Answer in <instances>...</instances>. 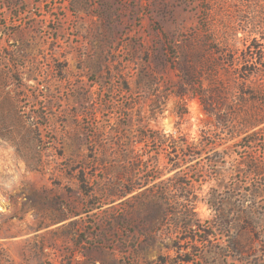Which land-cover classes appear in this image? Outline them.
Here are the masks:
<instances>
[{
	"label": "rangeland",
	"instance_id": "obj_1",
	"mask_svg": "<svg viewBox=\"0 0 264 264\" xmlns=\"http://www.w3.org/2000/svg\"><path fill=\"white\" fill-rule=\"evenodd\" d=\"M216 37L264 46V0H0V264H264V123L180 73Z\"/></svg>",
	"mask_w": 264,
	"mask_h": 264
},
{
	"label": "trees",
	"instance_id": "obj_2",
	"mask_svg": "<svg viewBox=\"0 0 264 264\" xmlns=\"http://www.w3.org/2000/svg\"><path fill=\"white\" fill-rule=\"evenodd\" d=\"M213 40L218 42L216 50L224 60V67L220 68L221 71H219L216 63L212 60L214 53L213 50L209 48L207 55L200 52L195 53L202 54L203 59H198L195 54H193L192 60L189 56H183L181 59L182 64L180 65V73L184 74L186 80L191 83L197 76H200L199 73H201V70L206 68L209 73L207 79L209 81V87L202 88L201 97L204 102L210 103L209 110L211 112H216L215 114H217L218 119L221 121L223 115L226 114L218 111L217 106L219 104L217 102L222 101L225 104V101L231 94L234 96L232 107L237 106L235 112L239 115V119H241V123L244 126L243 128L247 130L254 129L264 123L263 43H261L259 39L253 38L245 49H238L232 45L228 38L223 37L219 40L216 37V39ZM200 43H204V41H200ZM205 43L208 44V40H206ZM199 64L201 66L200 69H198ZM253 103L261 105L253 110ZM252 134H257V131L254 130ZM243 140L251 144L256 142V139H249L248 135L244 136ZM209 144L210 142H205L203 146L206 148ZM185 155H187V153H185ZM252 169L256 173L260 172L259 165H254ZM80 180L83 183V176L80 177ZM183 218L185 229L191 228L193 225L196 226L195 230L200 229L198 219L187 222V217L184 216ZM211 234L213 233H210V235ZM210 235H208L207 238L200 237L199 239V237L196 236L191 238L195 242L206 243L209 241L208 238ZM190 261H192V259L186 260V262Z\"/></svg>",
	"mask_w": 264,
	"mask_h": 264
},
{
	"label": "clouds",
	"instance_id": "obj_3",
	"mask_svg": "<svg viewBox=\"0 0 264 264\" xmlns=\"http://www.w3.org/2000/svg\"><path fill=\"white\" fill-rule=\"evenodd\" d=\"M188 107H189V111L191 113V120L193 121V125L191 128V138L195 139L198 135L197 125L195 123L197 115H199L198 101H196V100L190 101L188 104ZM171 108H172V102L170 101L168 104V109L170 110ZM164 117H167V119H165ZM172 120H173V117L169 116L168 111H165L164 116L160 118L161 127L165 133H174L175 132V129L172 127V123H171ZM197 211L200 212L203 217H208L210 215V210L206 209V207L204 205H201L197 209Z\"/></svg>",
	"mask_w": 264,
	"mask_h": 264
}]
</instances>
